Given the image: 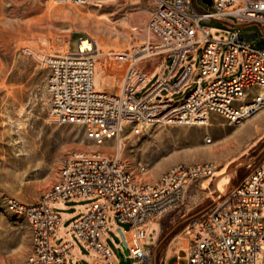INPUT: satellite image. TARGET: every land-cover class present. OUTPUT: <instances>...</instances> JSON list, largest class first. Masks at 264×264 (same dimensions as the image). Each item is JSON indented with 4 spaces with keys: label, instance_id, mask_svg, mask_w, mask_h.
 <instances>
[{
    "label": "built area",
    "instance_id": "obj_1",
    "mask_svg": "<svg viewBox=\"0 0 264 264\" xmlns=\"http://www.w3.org/2000/svg\"><path fill=\"white\" fill-rule=\"evenodd\" d=\"M52 1L84 5L90 0ZM154 1L148 40L129 51L104 55L106 68L122 75L116 93L95 88L96 61L102 54L93 40L86 39L89 46L81 48L79 38L74 51L37 56L48 70L51 121L80 125L88 139L102 144L112 138L118 140L126 125L139 135L147 126L199 124L210 114L238 124L264 107V49L252 47L238 30L225 42L212 40L209 28L201 24L231 17L235 26L254 22L264 26V0H211L210 11L193 5V0ZM223 47L221 78L202 86V81L218 71ZM26 51L32 53L30 48ZM193 54L199 55L196 65L189 63L174 80L185 58ZM156 56L161 61L170 60L166 72L137 97L151 73L140 64ZM239 60L241 71L226 80L236 72ZM190 85L195 86L173 99ZM251 88L255 93H248ZM206 142L211 143L210 139ZM215 174L216 168L209 162L180 163L154 182H136L119 154L108 158L100 152H72L64 159L55 183L37 201L8 198L4 202L6 209L23 216L31 229V249L20 264H68L65 255L73 245L71 241L54 244L61 217L48 204L83 197H96L97 201L72 223V229L85 248L98 254L91 264H120L130 257L134 264H151L149 251L143 246L151 221L179 205L192 181ZM110 211L117 224L128 227L124 229L126 253L120 260L99 241ZM119 248L122 251V246ZM174 258L176 264L182 260L185 264H264V154L248 176L209 208L185 255Z\"/></svg>",
    "mask_w": 264,
    "mask_h": 264
},
{
    "label": "rangeland",
    "instance_id": "obj_2",
    "mask_svg": "<svg viewBox=\"0 0 264 264\" xmlns=\"http://www.w3.org/2000/svg\"><path fill=\"white\" fill-rule=\"evenodd\" d=\"M154 3V0H90L87 4L76 5L52 0H0V264H20L32 244L27 220L7 210L6 199L15 198L27 203L37 201L55 183L64 159L72 152H100L108 158L117 154L118 140L115 138L96 144L87 138L82 126L58 124L49 119L48 70L40 64L37 56L65 53L69 35L77 33L99 45L102 55L96 61L95 79L99 74L101 86L106 85L108 79H114L120 88L121 72L106 68L104 55L110 51H129L148 40L147 25L155 9ZM192 4L207 11L213 10L202 0H193ZM234 23L231 17L201 21L209 28L212 40L225 42L232 31L238 30L240 34L253 33L254 40H250V45L264 49V26L255 22L241 26ZM74 38L72 50L76 49L79 40L78 36ZM27 48L32 53H28ZM224 50L225 47L220 52L218 71L212 78L202 81V86L221 78ZM198 56H187L174 80L189 63L196 65ZM152 58L157 60L155 70L141 85L137 97L162 77L170 63L169 59ZM241 68L239 60L236 72L225 79L237 75ZM144 70L150 73L153 69ZM194 86L186 87L173 99L182 97ZM255 91L251 88L248 93ZM207 120L209 126H147L139 135H134L126 125L121 133L126 145L119 156L136 182H154L180 163L209 162L217 172L216 178L192 181L185 188L179 205L151 221L143 245L149 251L151 264L166 261L174 264L176 255L183 257L197 225L223 196L216 188L218 177L226 171H235L226 194L250 174L264 154V107L238 124H231L217 114H210ZM227 134L235 137L237 146L231 156L218 160L211 155V148L220 146ZM207 139L211 144L204 147ZM95 201L96 197H83L54 200L48 204L50 210L61 217L54 244L61 246L67 241L72 242V249L65 255L68 264L77 261L91 264L98 256L95 251L85 248L72 229V223ZM99 241L120 260L117 250L120 246L126 247V234L111 211ZM180 262L185 264L184 260ZM134 263L135 259L130 257L125 264Z\"/></svg>",
    "mask_w": 264,
    "mask_h": 264
},
{
    "label": "bare ground",
    "instance_id": "obj_3",
    "mask_svg": "<svg viewBox=\"0 0 264 264\" xmlns=\"http://www.w3.org/2000/svg\"><path fill=\"white\" fill-rule=\"evenodd\" d=\"M107 22L109 24L111 23L109 19L107 20ZM80 46H81V48L88 47L89 42L85 38H82ZM99 80H100V75L97 74L96 79L94 80L95 81V87L100 89L101 85L99 83L100 82ZM250 117L251 116H249L248 119ZM197 125L198 126H200V125L209 126V122L206 119L205 121H203L202 123H199ZM230 135L227 134L226 136H224L225 140L223 141V143L220 146H218L216 148H213V147L211 148V155L215 156L218 160L231 156L234 152V149L237 146V141H236L235 137L230 136ZM210 144L211 143H207L206 145H203V146L208 147ZM125 145L126 144H125L124 140L121 137H119L118 138V145L116 147L117 154H121V151L123 150V147ZM234 173H235L234 170H230V171H226V172L222 173L218 177V180L216 182V188H217V191L220 193L221 196L229 189L228 187L230 185V177H232L234 175ZM214 177L216 178V174L214 175Z\"/></svg>",
    "mask_w": 264,
    "mask_h": 264
},
{
    "label": "crops",
    "instance_id": "obj_4",
    "mask_svg": "<svg viewBox=\"0 0 264 264\" xmlns=\"http://www.w3.org/2000/svg\"><path fill=\"white\" fill-rule=\"evenodd\" d=\"M155 4V8H156V3ZM155 10V9H154ZM154 12V11H153ZM75 36H78L79 38H81V36L77 33H71L69 35V39H68V43H67V51L66 52H69V51H74L72 50V47L74 46L75 44ZM149 38V37H148ZM78 42V41H77ZM76 42V44H77ZM65 52V53H66ZM58 54H61V53H58ZM156 64H157V60L156 58H151V59H148L143 65H142V68L144 69H153L150 73V76L152 75V73L154 72L155 70V67H156ZM153 67V68H152ZM166 72V71H165ZM165 74V73H164ZM163 74V75H164ZM162 75V76H163ZM161 78V77H160ZM159 78V79H160ZM100 89L102 91H106V92H109V93H116L119 89V83L118 81L114 80V79H108V82L106 83V85H102L100 87ZM176 264V263H174Z\"/></svg>",
    "mask_w": 264,
    "mask_h": 264
},
{
    "label": "water",
    "instance_id": "obj_5",
    "mask_svg": "<svg viewBox=\"0 0 264 264\" xmlns=\"http://www.w3.org/2000/svg\"><path fill=\"white\" fill-rule=\"evenodd\" d=\"M205 4H207L208 6H211L212 1L211 0H202ZM242 36L247 39V40H254V35L253 33L250 34H242ZM118 225L122 226L125 230L128 229L127 225H123L121 223H118ZM118 255L119 256H123L125 255L126 251L125 249L122 247V251L120 248H118ZM126 262H128V259H124L120 261V264H125Z\"/></svg>",
    "mask_w": 264,
    "mask_h": 264
}]
</instances>
